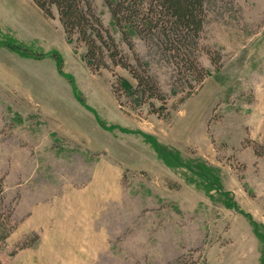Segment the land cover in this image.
<instances>
[{"label":"rangeland","instance_id":"obj_1","mask_svg":"<svg viewBox=\"0 0 264 264\" xmlns=\"http://www.w3.org/2000/svg\"><path fill=\"white\" fill-rule=\"evenodd\" d=\"M93 1L165 101L122 87L136 81L120 66L90 69L31 0H0V177L16 223L0 264H264V0H214L201 82L138 35L130 48Z\"/></svg>","mask_w":264,"mask_h":264},{"label":"trees","instance_id":"obj_2","mask_svg":"<svg viewBox=\"0 0 264 264\" xmlns=\"http://www.w3.org/2000/svg\"><path fill=\"white\" fill-rule=\"evenodd\" d=\"M49 18L57 17L69 39L84 47V58L90 69L101 72L114 71L120 66L130 72L136 86L121 78L126 90H133L140 97L165 98L156 79L143 63L135 65L120 48L116 38L105 26L93 0H31ZM123 39L133 48L132 36L138 35L148 47L198 81H203L206 71L199 65L196 52L209 7L214 0H104ZM26 55L40 57L19 45L6 44ZM58 66L61 58L54 54ZM136 60H140L137 56ZM141 62V61H140ZM154 105L153 102H150ZM4 179L0 177V248L14 230L16 223L13 209H6ZM38 239V235L35 236ZM24 243L23 246H29Z\"/></svg>","mask_w":264,"mask_h":264}]
</instances>
